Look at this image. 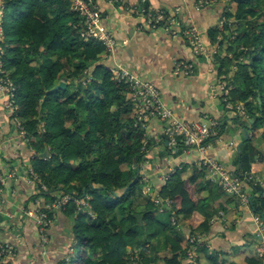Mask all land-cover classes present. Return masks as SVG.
Segmentation results:
<instances>
[{"label": "trees", "instance_id": "trees-1", "mask_svg": "<svg viewBox=\"0 0 264 264\" xmlns=\"http://www.w3.org/2000/svg\"><path fill=\"white\" fill-rule=\"evenodd\" d=\"M0 3L5 12L2 66L16 87L15 117L34 150L31 168L40 182L35 184L38 192L33 197L71 198L62 208L75 223L77 246L68 264H185L191 238L197 252L215 262L222 257L208 242L215 234L214 216H223L220 209L208 208L226 192L206 179L204 169L176 166L167 179L158 182L157 195L171 199V208L161 212L152 199L142 205L136 200L135 191L140 189L138 198L144 196L147 186L143 179L150 141L147 129L134 126L130 88L107 68L104 46L89 35L82 36L86 28L71 3ZM227 4L226 8L233 5L234 13L224 9V24L211 32L219 48L226 47L223 58L222 54L218 57V71L232 81L229 102L244 104V128L262 130L264 139V0H227ZM240 29L243 32L235 35ZM238 73L241 82L236 86L233 77ZM61 80L66 88L52 91ZM246 137L235 163L240 177L250 173L257 153L263 159L252 136ZM171 150L176 155L186 149L178 143ZM45 151L46 157L41 158ZM251 194V211L264 226V189L255 185ZM78 200L92 208L95 218L87 214L89 207L79 208ZM154 210L168 213V220L155 218ZM136 214L143 215L141 223ZM173 215L180 220L191 218L189 227L173 224ZM202 234L208 238L200 239ZM245 237L248 244L260 241L256 230ZM246 264H264V259L255 250L246 257Z\"/></svg>", "mask_w": 264, "mask_h": 264}, {"label": "crops", "instance_id": "crops-1", "mask_svg": "<svg viewBox=\"0 0 264 264\" xmlns=\"http://www.w3.org/2000/svg\"><path fill=\"white\" fill-rule=\"evenodd\" d=\"M207 1L209 4H203L200 0H147L154 11L178 9L183 24L194 27L200 33L201 41L207 49V54L203 55L195 53L183 37L173 38L160 29L146 28L144 17L126 8L141 6V0H125L124 7L118 3L99 0L104 17L102 26L112 33L117 42L114 53L105 55V61L108 69L119 66L130 71L136 78L153 83L160 91L164 105L175 118L199 121L209 117L220 121L222 142L212 141L208 154L236 174L237 150L247 138L248 128H244L246 125L240 115L238 119L236 112L225 109L219 87L223 74L218 71V57L225 54L226 47L223 50L219 48V44L211 36V32L219 30L225 22L224 9L230 11L226 8L227 0ZM220 34L218 32V39ZM179 60L193 62L195 74L189 77L174 75V64ZM234 69L233 67V71ZM6 101L0 94V164L18 178L11 180L3 193V202L0 204V243L14 245V253L7 264H60L73 251L75 239L73 228L69 225L71 219L62 209L54 210L47 231L48 242L41 245L33 215L37 208L36 202L43 205L53 200L33 197L38 192L35 185L38 181L31 180L28 173L34 153L27 143L28 139L22 136L14 122ZM146 134L150 141L143 174L148 179L149 192L144 189L143 193L147 198L153 199L158 192L156 185L165 180L164 177L170 170L176 166L181 168L196 165L200 156L194 151L175 155V150L166 146L163 122L159 119L149 122ZM231 142L232 147L229 146ZM261 172L264 174V170ZM187 175L189 171L184 174ZM252 191L250 187L247 189L250 197ZM64 197H56L54 201ZM212 207L220 209V213L225 215L219 219L218 215L214 216L215 234L210 238L212 241L208 242L211 249L223 254L216 262L210 260L215 264L227 260L246 264L248 254L236 255L235 249L248 242L245 237L248 232L257 231L255 219H259L249 207L241 205L237 198L227 193L217 198L208 210ZM23 209L31 210V216H26ZM190 219H181L180 222L189 227ZM69 248L70 254L67 253ZM188 263L189 261L185 264ZM198 264H202V259L198 260Z\"/></svg>", "mask_w": 264, "mask_h": 264}, {"label": "built area", "instance_id": "built-area-1", "mask_svg": "<svg viewBox=\"0 0 264 264\" xmlns=\"http://www.w3.org/2000/svg\"><path fill=\"white\" fill-rule=\"evenodd\" d=\"M72 5V10L76 12L81 20V23L85 26L86 30L82 33V36L89 35L92 39L99 41L105 48L106 56L112 55L117 46L116 39L112 33L102 26L104 17L102 10L99 7V0H68ZM108 3H118L120 6H125V0H102ZM203 4H209L207 0H200ZM147 0H141V6L139 7H126L129 11L138 12L144 17V26L146 28L160 29L165 34L173 37H183L187 41L189 47L195 52L200 54H207V49L200 38V33L194 27H187L183 24L179 10L164 11V10H152L149 5L147 7ZM4 6L0 3V41L4 34L3 22H4ZM4 50L0 45V94L2 98L7 99L9 109L12 111L14 122L21 130L22 136H25V132L22 129L21 122L15 113L17 106L15 104L16 87L11 79L5 74L2 66V56ZM114 74L117 81L125 83L130 88L129 99L135 108V121L134 126L147 129L149 122L152 119H159L163 122V138L168 148H175L178 143H181L185 147L186 152L194 151L200 156V160L196 164L199 168H202L206 172V179L218 183L220 187L232 197L238 199L241 205L247 206L251 209V197L247 193V189L256 185V182L251 184L254 177L251 173H245V176L233 174L225 165L216 160L214 157L209 156V144L212 141L218 143L222 142L220 136L221 123L213 118L205 117L199 121H185L175 118L172 112L164 105L160 91L156 86L148 81L136 78L130 71L121 67H115L110 69ZM173 74L176 76L189 77L195 74V64L191 61L179 60L174 64ZM220 90L222 91V100L224 102L225 109L227 111H234L241 116H245L244 104L240 103L236 107L229 102V91L231 84L229 78L222 75L219 83ZM147 136V135H146ZM230 147L233 146L231 142ZM34 153V150H32ZM174 172V169L164 177L167 179L169 174ZM29 176L32 179L39 181L37 175L34 174L32 168L29 169ZM15 173L6 172L4 167L0 164V204L3 202V193L8 187L11 180L17 179ZM146 182L148 179L145 177ZM258 178L256 179V181ZM146 192H149V186H146ZM44 191H47L45 186H42ZM69 195L61 200L53 201L50 203L36 202L37 208L34 211V218L39 230V238L41 245L48 242V228L51 225V218L49 217L50 210L62 209V203H67L70 200ZM154 203L158 206L159 211H163L164 208H171L173 201L171 199L162 200L158 195L153 199ZM77 205L79 208L88 207L84 200H78ZM26 216H31V210L23 209ZM51 211V212H53ZM89 212V210H88ZM223 216V213H220ZM257 224V238L260 239L256 244V252L259 257L264 259V226L259 220L255 219ZM172 223L178 224L180 218L176 215L172 217ZM204 239V235L199 237ZM199 241V240H198ZM190 242L194 245L195 239L191 238ZM197 252V250H195ZM14 253V245L10 243H0V264H7V260ZM198 253V252H197ZM189 252L187 259L188 264H195L197 257ZM69 256H65L62 260V264H68Z\"/></svg>", "mask_w": 264, "mask_h": 264}, {"label": "rangeland", "instance_id": "rangeland-1", "mask_svg": "<svg viewBox=\"0 0 264 264\" xmlns=\"http://www.w3.org/2000/svg\"><path fill=\"white\" fill-rule=\"evenodd\" d=\"M229 11H230V13H234V7L232 6V5H229ZM233 8V9H232ZM4 18H5V16H4ZM5 23H7V21H5ZM229 23H232V26H233V23H234V20L233 19H230L229 20ZM242 29H240V32H236V34L235 35H237V34H240V33H242L243 31H241ZM221 57L223 58V55H221ZM240 57L238 56V59H239ZM240 60H241V58H240ZM235 71H237V68L236 69H234ZM239 71V70H238ZM224 75V74H223ZM222 76V75H221ZM239 73L238 74H236V76H234L233 77V82H234V85H236V84H238V82H239ZM232 81H231V79H230V84H231V88H230V90L233 88V85H232V83H231ZM240 82H241V80H240ZM239 82V83H240ZM237 86V85H236ZM230 92V91H229ZM235 107H236V105H234ZM245 110V109H244ZM240 115V114H239ZM241 116V115H240ZM248 129H249V132H248V135H249V137H251V136H253L252 138V142L255 144V146H256V148L261 152V154H263V159L260 161V154L259 153H257L256 155H255V157H256V159H255V161L252 163V165H253V168L252 169H250V173L253 175V177H254V180H253V182H256V185H258V186H260V187H263L264 185H263V182H264V174H262V172H261V170H264V139H263V137H262V130H258V131H251V129L249 128V126H248ZM253 171V172H252ZM264 173V172H263ZM263 177V178H262ZM258 178V180L256 181V179ZM143 179L145 180V177L143 176ZM145 183H147L146 182V180H145ZM139 188H142V186L141 187H139ZM136 188H133V190H135ZM146 189H147V187H146ZM264 189V188H263ZM144 190V189H143ZM136 195H137V198H136V200L142 205V204H144L145 203V201L147 200V197H146V195L145 196H141V197H139L138 198V196H140V189H137L136 191ZM89 207V212H87V214L89 215V216H91V217H93V218H95V216H94V213H93V210H92V208L90 207V206H88ZM142 207H144V206H142ZM51 211H53V210H50V212ZM138 212H139V210H137ZM224 215H225V213H223ZM169 216V214L168 213H160V212H157L156 214H155V218H157V219H159V220H168V217ZM259 219H261V217H259ZM71 221V223L69 224L70 225V227L71 228H75V223L72 221V220H70ZM257 222L259 223V220H257ZM68 225V226H69ZM179 227L180 228H183V227H185V225L184 224H182V223H179ZM72 229V230H73ZM200 233V232H199ZM201 237H202V235H201ZM74 245H73V251L75 250L76 251V246H77V244H76V242H74L73 243ZM256 244L257 243H253V242H251V244L249 243H245V245H243V246H241V247H239L238 248V250L237 251H235V254L236 255H241L242 253H244V254H252V251H254V253H255V250H256ZM195 250H197V247L196 246H191V248L188 250V252H187V256H188V253L189 252H191V253H193V251H194V256H196L197 257V260H196V262H195V264H198V260L200 261V259H202V264H215V263H213L208 257H207V255L206 254H204V253H201V252H195ZM236 250V249H235ZM73 251H72V253H73ZM166 252V250L164 249V251L162 250L161 252H160V254L161 255H165L164 253ZM67 253H69L70 254V248H69V251L67 252ZM72 253L69 255V257L72 255ZM221 253H223V252H221ZM218 256V255H217ZM161 260V259H160ZM222 260V259H221ZM229 262H231V261H229V260H227V261H221V263L220 264H229ZM60 264H62V262H60ZM136 264V263H135Z\"/></svg>", "mask_w": 264, "mask_h": 264}, {"label": "water", "instance_id": "water-1", "mask_svg": "<svg viewBox=\"0 0 264 264\" xmlns=\"http://www.w3.org/2000/svg\"><path fill=\"white\" fill-rule=\"evenodd\" d=\"M66 88V82L65 81H63V80H61L53 89H52V91H55V90H63V89H65ZM258 101H259V103H261V99H260V97L258 96ZM46 155H47V152L45 151V152H43L42 154H41V158H44V157H46ZM132 185V183L129 185V186H131ZM128 186V187H129ZM154 213H156L157 211L156 210H154L153 211ZM135 217L138 219V221L141 223L142 222V219H143V215H141V214H136L135 215Z\"/></svg>", "mask_w": 264, "mask_h": 264}, {"label": "clouds", "instance_id": "clouds-1", "mask_svg": "<svg viewBox=\"0 0 264 264\" xmlns=\"http://www.w3.org/2000/svg\"><path fill=\"white\" fill-rule=\"evenodd\" d=\"M239 115V114H238ZM242 117H244V116H242Z\"/></svg>", "mask_w": 264, "mask_h": 264}]
</instances>
